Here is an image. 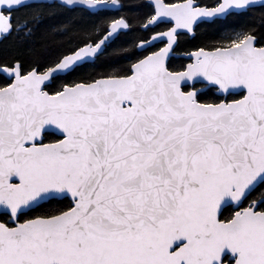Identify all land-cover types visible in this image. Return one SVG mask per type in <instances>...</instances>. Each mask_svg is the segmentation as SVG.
<instances>
[{"label": "snow or ice", "instance_id": "1", "mask_svg": "<svg viewBox=\"0 0 264 264\" xmlns=\"http://www.w3.org/2000/svg\"><path fill=\"white\" fill-rule=\"evenodd\" d=\"M143 7L0 0V264H264V0Z\"/></svg>", "mask_w": 264, "mask_h": 264}, {"label": "trees", "instance_id": "2", "mask_svg": "<svg viewBox=\"0 0 264 264\" xmlns=\"http://www.w3.org/2000/svg\"><path fill=\"white\" fill-rule=\"evenodd\" d=\"M127 3L132 4L135 6L136 10L143 15L145 12L148 11L147 8H144L143 5L147 2V0H126ZM30 9H20L19 15H25ZM131 14L129 9H125ZM75 15V13L67 12L64 10L56 9V14L53 16H47L45 18L44 24L42 25L41 29L37 32L36 37L34 39L39 43V37L44 31L45 28L57 24L61 21L68 19L69 17ZM249 22H253L252 16H239L235 18H230L228 21L225 22L224 26L226 27H237ZM255 23L259 24V12L256 13V18L254 20ZM217 36V28L210 26V25H203L201 29H199L195 35V37L190 38L189 36H185L181 39L180 48L178 51L186 52L189 50L194 49L197 45H201L204 43H208L215 39ZM131 39V34L129 36L120 37L119 39L113 41L111 44L107 55L101 57L97 60L94 64H86L83 68L78 70V73L90 72V71H104L109 66H116L119 67L121 65L127 64L128 61L124 59L123 54L112 55L111 53L119 49L121 47L127 46L128 41ZM17 46V40L14 37H10L7 40H4L0 43V56L8 54L12 48ZM73 75H76L75 73Z\"/></svg>", "mask_w": 264, "mask_h": 264}, {"label": "water", "instance_id": "3", "mask_svg": "<svg viewBox=\"0 0 264 264\" xmlns=\"http://www.w3.org/2000/svg\"><path fill=\"white\" fill-rule=\"evenodd\" d=\"M190 38H193L192 36H189ZM0 42H2V41H0ZM181 59H182V57H181Z\"/></svg>", "mask_w": 264, "mask_h": 264}, {"label": "flooded vegetation", "instance_id": "4", "mask_svg": "<svg viewBox=\"0 0 264 264\" xmlns=\"http://www.w3.org/2000/svg\"><path fill=\"white\" fill-rule=\"evenodd\" d=\"M1 43V42H0Z\"/></svg>", "mask_w": 264, "mask_h": 264}]
</instances>
